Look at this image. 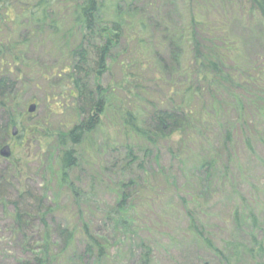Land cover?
I'll list each match as a JSON object with an SVG mask.
<instances>
[{
    "label": "rangeland",
    "instance_id": "374dc122",
    "mask_svg": "<svg viewBox=\"0 0 264 264\" xmlns=\"http://www.w3.org/2000/svg\"><path fill=\"white\" fill-rule=\"evenodd\" d=\"M186 1H164L161 7L167 14L171 12L172 20L168 19V24L175 32L186 21L181 18V14L182 17L183 13L188 14ZM189 1L205 3L204 0ZM242 3L246 6L243 0H212L216 9L214 17L207 10L203 12L204 18L219 29L216 37L224 38L231 46V60L225 72L231 75L233 83L223 82L212 87L211 94L203 96L202 124H195L194 130L175 135L170 141H162L146 151L142 143H133L123 136L121 126L111 115L100 118V126L89 143L84 138L75 147L80 167L68 172V180L81 194L77 203L68 186L60 185L56 175L54 139L84 117L78 111L80 103L71 97L73 93L70 95L68 72L66 68L61 69L67 53L55 48L60 34L48 38L43 31L24 24L27 22L24 18L17 31L12 30L8 21L0 23L2 42L12 41L26 59V66H21L23 72L9 74L25 131L19 139L11 138L12 143L9 139L8 158L0 155V182L4 183L0 189L4 199L0 197V264H34L42 243L44 226L34 211H31L32 219L26 218L23 227L14 218L11 202L20 192L44 196L41 211L45 204H52L46 221L53 253L63 247L58 228L75 225L73 242L50 264H70L73 255L83 249L80 234L84 224L109 240V259L101 264H139L137 243L141 239L150 245L152 264H219V258L212 251L191 238L188 213L203 231L202 236L216 248L225 249L236 243L252 247L250 236H253L263 247L255 261L264 264V37L257 24L244 14L246 7ZM137 4L142 5L143 0H137ZM69 23L63 21L62 32L69 28ZM152 34L155 40H160L159 31L153 30ZM122 46L124 42L112 53L116 62L110 61L108 71L102 75V87L111 86L121 78L119 66L128 60ZM160 53L169 66V49H162ZM138 58L151 65L157 63L151 54L144 53ZM88 65L93 67L92 56ZM52 68L55 75L50 74ZM83 69L87 72V59ZM152 69L150 66L148 73ZM170 69L163 72L158 82L148 85L156 103L166 98L169 78L174 79L175 87L185 80L182 72ZM84 84L86 90L87 85L93 89L92 75L86 74ZM119 96L122 98L123 94L120 92ZM31 103L36 107L29 113L27 107ZM5 123L6 117L0 111V125ZM228 129L231 140L224 147ZM3 143H7L6 138ZM126 144L133 146L132 160ZM212 154L218 156L214 167H199ZM49 157L51 162L47 161ZM121 184L127 185L122 189L129 193L130 205L135 208L133 226L124 237L123 230L115 229L113 222L106 219V213L116 203ZM244 258L246 262L250 260Z\"/></svg>",
    "mask_w": 264,
    "mask_h": 264
},
{
    "label": "trees",
    "instance_id": "16d2710c",
    "mask_svg": "<svg viewBox=\"0 0 264 264\" xmlns=\"http://www.w3.org/2000/svg\"><path fill=\"white\" fill-rule=\"evenodd\" d=\"M164 1L170 3L174 0H143L142 5H138L137 0H0V23L8 21L13 31H17L21 26V19L24 18L27 20L24 24L43 31L48 38H55L60 34L59 44H56L55 48L60 53H67L61 69L66 68L68 72L66 79L71 84L70 95L73 93L71 97L80 103L78 108L80 115L84 114L83 119L73 127L59 132L53 143L57 152L55 159L58 182L60 185L68 186L75 203L81 194L68 180V172L80 167L75 147L84 138H87L89 143L93 133L100 126V118L111 115L113 121L121 126L123 136L130 138L133 143H142L144 150L147 151L162 141H170L175 135L181 136L186 131L194 130L195 124H202L203 96L211 94L212 87L222 85L223 82L233 83L231 75L225 72L228 60H231L229 51L231 46L224 38L216 37L219 29L203 16L205 15L203 12L207 10L206 13L214 17L216 9L211 4L212 0H204L205 3L200 1L196 3L197 5L195 1L187 0L188 14L183 13L184 18L181 14V18L186 21L183 22L181 30L176 32L168 24V19L172 20L171 12L167 14L161 10ZM243 1L246 4L245 6L242 3L246 7L244 14L257 24L260 34L264 37V0ZM172 11L176 13L175 9ZM66 20L70 21L69 28L62 32L61 25ZM153 30L159 31V41L154 39ZM25 37L24 42L28 40L27 36ZM122 42L125 45L122 46V51L124 55H128V60L119 66L121 78L111 86L102 87L100 83L102 75L108 71L110 61L116 62L112 53ZM167 48L171 61L169 66L165 64L160 53V50ZM144 53L155 57L157 63L151 65L147 60L138 58ZM91 56L93 67L89 68ZM183 58H186L185 64H182ZM86 59L87 72L83 69ZM25 60V56L15 49L12 41L4 44L0 39V111L6 117L5 125H0V149L7 145L3 141L9 135L13 140H17L25 131L20 122L22 112L18 111L17 95L9 80V74L23 72L21 66H26ZM150 66L154 69L148 73ZM168 67L175 72L178 71L177 73L182 72L185 80L175 87L174 79L169 78L168 95L156 103L148 91V85H152L153 81L158 82ZM54 69L49 70L50 74L55 75ZM86 74L87 77L92 75L93 89L88 85L87 90L85 88ZM120 92L123 94L122 98L119 96ZM14 126L19 133L15 138L11 135ZM230 140L231 134L228 129L223 146L226 147ZM125 147L132 160L133 146L126 144ZM212 155L209 156V160L200 162L199 167H214L215 158L218 156ZM49 160L50 157L47 161ZM3 184V182L0 184V189ZM124 186L127 185L121 184L115 205L106 213V219L113 222L114 228L123 230V237L133 226L132 212L135 210L130 205L129 193L122 189ZM142 187L152 190L145 185ZM43 197L20 192L11 202L15 210L14 218L19 227L24 226L26 218L32 219L31 211L38 215L44 226L42 243L35 255L34 264H50L70 246L76 235L73 224L59 227L57 232L63 241V247L57 253H53L51 231L46 221L52 204H45L44 210L41 211L44 205ZM1 198L4 201L3 197ZM185 203L187 208V202ZM188 215V233L191 238L198 240V244L203 248L212 251L219 258V264H257L256 254H261L263 247L253 236H250L254 243L252 247L236 243L225 246V249L216 248L208 238L202 236L203 231L197 228L192 214ZM80 236L84 242L83 249L73 255L70 264H89L90 260L91 264H101L109 259L111 247L106 237L93 233L88 224L83 225ZM137 244L140 248L139 264H152L149 243L141 239ZM244 257L250 260L246 262Z\"/></svg>",
    "mask_w": 264,
    "mask_h": 264
},
{
    "label": "water",
    "instance_id": "95a60500",
    "mask_svg": "<svg viewBox=\"0 0 264 264\" xmlns=\"http://www.w3.org/2000/svg\"><path fill=\"white\" fill-rule=\"evenodd\" d=\"M35 107L36 105L34 103H31L29 104V106L27 107V111L29 113L33 112L35 110ZM17 134V128L14 126L12 128V131H11V135L12 136H16ZM0 155L5 157V158H8L9 157V147L6 145V146H3L1 149H0Z\"/></svg>",
    "mask_w": 264,
    "mask_h": 264
},
{
    "label": "flooded vegetation",
    "instance_id": "af4514ba",
    "mask_svg": "<svg viewBox=\"0 0 264 264\" xmlns=\"http://www.w3.org/2000/svg\"><path fill=\"white\" fill-rule=\"evenodd\" d=\"M12 137L11 136H8L7 138H6V141H7V145L10 143V141H9V139H11ZM11 143H12V140H11Z\"/></svg>",
    "mask_w": 264,
    "mask_h": 264
}]
</instances>
